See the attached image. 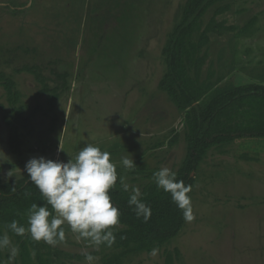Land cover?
<instances>
[{
  "label": "rangeland",
  "instance_id": "1",
  "mask_svg": "<svg viewBox=\"0 0 264 264\" xmlns=\"http://www.w3.org/2000/svg\"><path fill=\"white\" fill-rule=\"evenodd\" d=\"M186 1L32 0L27 7L28 0H0V82L13 80L28 118L17 124L22 146L14 154L6 122L12 106L0 83V184L28 177L31 158L67 162L86 143L111 153L117 183L122 177L130 188L142 191L162 167L176 172L186 153L183 114L158 85L166 72L162 50ZM227 4L203 19L209 29L200 80L264 84V0ZM239 146L209 150L193 174L195 219L184 220L155 255L121 264H164L167 253L173 264H264V154L243 160ZM124 157L137 167L126 170ZM64 228L66 243L48 245L53 264H86L83 251L106 264L115 253L103 245L94 251Z\"/></svg>",
  "mask_w": 264,
  "mask_h": 264
},
{
  "label": "trees",
  "instance_id": "2",
  "mask_svg": "<svg viewBox=\"0 0 264 264\" xmlns=\"http://www.w3.org/2000/svg\"><path fill=\"white\" fill-rule=\"evenodd\" d=\"M233 0H187L182 8L181 19L169 35L162 50L166 62V72L158 88L164 92L177 110L183 114L186 153L180 168L176 171L177 180L193 188L194 177L207 152L239 143V158L259 160L264 154V84L249 83L240 85L212 86L200 80V56L207 42V30L203 19L214 8L216 15L228 8ZM39 78L31 68H23ZM64 79V75H58ZM4 80V81H3ZM7 101L12 106V116L7 119L9 126L8 145L14 154L22 146L17 124L25 122L24 106L19 105V93L14 82L4 78ZM49 89L44 85L42 93ZM55 91V90H54ZM57 94L51 95L53 101ZM192 191V190H191ZM141 199L151 208V217L145 222L137 218L127 201L130 192H124L116 183L110 191L113 204L120 210V225L113 229L116 241L110 247L115 253L106 264H121L122 260L141 253H149L176 238L184 225L182 211L172 202L169 193L156 187L153 176L143 187ZM191 195V192L188 193ZM33 203L41 204V195L28 177L0 184V234L7 232L12 244L19 248L14 264H53L52 253L43 241L35 242L26 233L15 235L6 226L13 220L27 227V210ZM6 250L0 251V264L9 257ZM178 256V250H175ZM174 256L165 255L164 264H173Z\"/></svg>",
  "mask_w": 264,
  "mask_h": 264
},
{
  "label": "clouds",
  "instance_id": "3",
  "mask_svg": "<svg viewBox=\"0 0 264 264\" xmlns=\"http://www.w3.org/2000/svg\"><path fill=\"white\" fill-rule=\"evenodd\" d=\"M28 0L27 7H31ZM4 4L0 2V7ZM126 170L137 167L133 159L122 158ZM28 180L38 189L42 203H33L27 210V227L13 220L7 228L15 235L23 237L26 233L35 242L56 247L66 243V224L78 241H84L86 247L98 251L100 246L112 247L116 241L113 229L120 225V210L110 196L115 188L118 174L111 153L100 147L86 143L74 159L67 162L31 158L25 164ZM156 187L169 193L171 200L182 211L186 221L195 219L191 197V185L177 180V173L168 167H162L153 173ZM124 192H130L128 205L137 218L147 222L151 217V208L141 199L138 187L130 186L120 178ZM8 250L7 264H13L19 254V248L12 244L7 232L0 234V251ZM155 255V250H153ZM86 264H96L98 257L83 251Z\"/></svg>",
  "mask_w": 264,
  "mask_h": 264
}]
</instances>
